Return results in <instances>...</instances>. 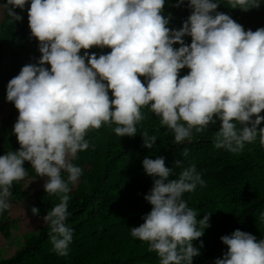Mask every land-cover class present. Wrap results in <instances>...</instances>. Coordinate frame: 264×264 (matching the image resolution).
<instances>
[{"label":"clouds","instance_id":"obj_1","mask_svg":"<svg viewBox=\"0 0 264 264\" xmlns=\"http://www.w3.org/2000/svg\"><path fill=\"white\" fill-rule=\"evenodd\" d=\"M27 3L6 0L2 7L11 17L9 23L22 20L15 9L23 11ZM164 4L165 0H30L29 27L42 55L7 84V101L19 112L13 132L20 148L0 155V212L10 208L13 182L26 177L23 165L30 162L38 176L47 177L46 193L60 199L44 217L52 251L59 256L68 255L73 240V230L65 223L67 193L69 184L82 175L72 160L89 148L85 139L89 131L116 125L117 136L134 137L136 126L145 119L141 109L147 107L174 132L176 144L190 140L193 129L203 132L219 119L216 148L239 153L257 137L264 147V128L259 127L264 122L260 115L264 28L245 31L229 15L216 12L218 2L190 0L192 14L174 30L167 27L171 14L167 19L161 14ZM227 4L248 11L259 8L260 0H227ZM185 36L191 37L190 46L182 39ZM174 44L180 47L174 49ZM93 46L111 51L98 58L88 51L79 55L81 49ZM185 67L189 73L179 78ZM142 138L150 149L157 140L147 131ZM183 156H188L187 149ZM142 164L153 177V187L144 197L152 209L143 224L131 228V235L148 243L159 264H192L200 255L193 241L210 226L209 215L199 220L203 230H197V214L183 196L198 184L203 186L204 180L194 163L185 166L180 159L171 169L162 156L145 157ZM174 168L182 170L177 179H170ZM31 212L38 215L39 209L33 207ZM260 219L264 221V213ZM221 241L227 252L215 264H264V239L257 242L252 234L237 229Z\"/></svg>","mask_w":264,"mask_h":264},{"label":"trees","instance_id":"obj_2","mask_svg":"<svg viewBox=\"0 0 264 264\" xmlns=\"http://www.w3.org/2000/svg\"><path fill=\"white\" fill-rule=\"evenodd\" d=\"M6 0H0V101L7 107L0 121V155L17 151L20 145L13 132L19 112L13 102L6 98L7 84L17 76L22 67L37 64L41 53L39 41L31 35L28 21L30 0L23 11H15L22 16L21 21L9 23L11 17L2 7ZM190 0H165L162 15L171 18L167 27L179 30L192 14ZM218 2L216 12L229 15L245 31L264 28V0L260 7L243 11L232 9L227 0ZM179 4V6H176ZM215 15V12L212 13ZM186 45L191 37L182 38ZM179 44L173 48L178 49ZM110 53L108 47L93 46L89 50L81 49L79 55ZM87 63V61H86ZM50 70V65H45ZM185 67L179 72V78L189 73ZM145 83V77H140ZM109 97L112 94L109 91ZM145 119L138 124L134 137H119L115 134L116 125L104 124L99 130L89 131L85 137L89 148L77 153L72 163L82 169V175L75 184H69L67 195L69 216L66 226L73 230V240L68 255L59 256L53 249L49 238V225L24 237L22 245L8 257H0V264H159L156 252L149 251L147 242L131 235V228L144 223L143 217L150 213L152 205L145 200L153 187V177L143 169L145 157L165 158V166L174 167V162L183 160L184 165H196L197 172L204 185H197L192 192L185 193L183 199L189 208L197 214V230H203L199 224L209 215V225L204 235L193 241L200 255L193 257L192 264H215L227 252V246L221 237L231 235L239 229L256 237L257 242L264 239V147L259 137L253 143H245L242 151L232 153L214 146V138L221 122L209 125L203 132L193 129L190 140L176 144L174 132L162 126L160 118L149 108L141 109ZM264 116V111L260 113ZM241 126L237 124L239 129ZM259 127L264 128V122ZM147 131L156 136L153 147L143 146L142 134ZM94 146V147H93ZM188 150V156L183 151ZM27 175L23 180L13 182L10 208L0 212V235L9 237V229L22 225V220L33 215L31 208L39 213L51 211L60 203L58 196L49 195L44 190L47 177H40L30 162H24ZM181 168H174L170 179H177ZM67 180V173H61ZM38 213V214H39ZM203 241V247H201Z\"/></svg>","mask_w":264,"mask_h":264},{"label":"rangeland","instance_id":"obj_3","mask_svg":"<svg viewBox=\"0 0 264 264\" xmlns=\"http://www.w3.org/2000/svg\"><path fill=\"white\" fill-rule=\"evenodd\" d=\"M7 107L0 101V121L5 116ZM48 212H42L38 215H31L22 220L21 226L14 225L9 229V237L4 238L0 235V257H8L12 255L14 250L19 248L26 235L31 233H37L39 229L44 227L47 222L44 221V217Z\"/></svg>","mask_w":264,"mask_h":264}]
</instances>
